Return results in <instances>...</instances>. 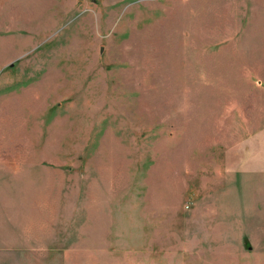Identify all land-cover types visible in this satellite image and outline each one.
Masks as SVG:
<instances>
[{"label":"rangeland","instance_id":"rangeland-1","mask_svg":"<svg viewBox=\"0 0 264 264\" xmlns=\"http://www.w3.org/2000/svg\"><path fill=\"white\" fill-rule=\"evenodd\" d=\"M0 264H264V0H0Z\"/></svg>","mask_w":264,"mask_h":264}]
</instances>
